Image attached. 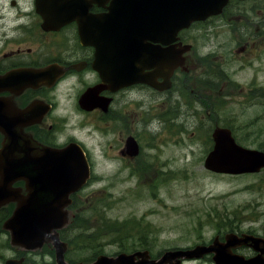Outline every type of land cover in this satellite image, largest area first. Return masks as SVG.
<instances>
[{
  "label": "rangeland",
  "instance_id": "1",
  "mask_svg": "<svg viewBox=\"0 0 264 264\" xmlns=\"http://www.w3.org/2000/svg\"><path fill=\"white\" fill-rule=\"evenodd\" d=\"M240 5L241 21L231 19L237 35L227 25L237 14L233 3L228 16L186 34L196 42L195 71L176 76L169 93L140 95V119H128L137 155L121 157L129 139L118 123L105 128L77 116L59 120L58 143L83 142L92 161V181L76 195L78 228L104 214L100 234L113 245L107 253L149 251L158 260L168 250L200 246L235 229L264 228V171L226 175L205 168L217 126L232 129L242 146L264 151V39L245 29V19L259 22L261 6L264 19V0ZM66 93L60 92L64 117L71 105L62 100Z\"/></svg>",
  "mask_w": 264,
  "mask_h": 264
},
{
  "label": "flooded vegetation",
  "instance_id": "2",
  "mask_svg": "<svg viewBox=\"0 0 264 264\" xmlns=\"http://www.w3.org/2000/svg\"><path fill=\"white\" fill-rule=\"evenodd\" d=\"M259 1L263 0H231L225 8L222 15L228 16V8L233 3L234 6L236 5L237 14H233L231 18L228 16L227 22L235 35L239 28L231 19L241 21L243 9L240 4ZM110 7L111 1L101 5L94 3L89 6L85 4V15L90 18L92 16H107ZM70 8L73 12L76 11L74 0H0V79L10 78L7 90L0 92V100L5 105L3 114L7 119L14 120L15 128L18 127L16 129H20L26 136H31L45 147L61 149L69 144L78 143L85 150L92 166L89 149L83 142L71 140L65 144L58 143L57 133L60 130V119H67L68 115L77 116L85 121L94 119L93 121L104 124L105 128H108L109 124L118 123L120 126L117 125V129L121 136L125 135L126 140L135 139L137 135L135 127L128 119H140L138 111L141 106L140 95H145L146 92L155 96L162 95L169 93L172 88L168 91H158L147 84H135L117 91L109 88V84L103 82L98 68H101L102 72L108 73L116 63L124 65L126 61L125 59L120 61L116 58L109 59L108 56H118V53L107 52L106 34L98 39L99 37L94 36V33L99 31L97 29L91 30L92 39L88 40L87 44L81 37L78 20L67 22L72 15L69 13ZM254 8L251 7L249 11L253 13ZM260 8L257 11L260 17L259 22L255 23L247 18L245 19V29L250 31L252 37L263 40V7ZM245 11L248 12V10ZM75 13L76 15L73 14V16L76 18L82 15L80 11ZM207 21L194 22L179 32L176 42L161 45V50L170 53L172 52L170 48H174L176 53L182 51L179 58L183 60V66L179 67L172 75V87L175 84L176 76L187 77L197 69L195 66L197 61L193 53L196 42L186 34ZM246 40L248 41V39ZM95 42H99L102 46L101 54H98ZM149 44L152 50L157 51V44L154 41H149ZM256 46V43H253V48ZM246 49L243 47L239 52H246ZM140 61H137L138 66ZM149 61L153 63V58L150 57ZM150 62L152 68L145 69L144 73L158 84L163 83L164 79L156 77V68ZM186 86L183 85V87ZM61 90L62 92L68 90V93L62 94V100L65 99L71 104L65 105L66 109L63 107L67 113L66 117L60 113ZM89 91L95 93L91 94L92 97L88 103L82 105L81 101ZM183 91L180 89V92ZM16 119H18V126H16ZM20 119H23V122ZM3 140L4 136L0 132V149ZM127 143L123 141L120 155L132 158L127 151ZM130 164L128 163L126 166ZM3 183L0 179V185ZM6 192L10 195L6 197L9 200H3L0 203V264H94L100 257L116 259L125 253H107V247L113 245L103 243L104 238L100 234L104 214L91 215L90 219L93 223L78 228L77 220L81 213L75 209L77 207L76 195L71 196L72 204L67 208L69 211L68 223L64 228L46 236L42 235V238L27 235L21 239L20 244L15 243L13 234L17 232L18 227L16 221L12 222L11 220L18 208V202L14 199L18 198L22 202L28 199L26 182L18 181ZM9 221H11L10 227L7 228L6 223ZM232 233L240 237L245 234L250 238L248 239L250 244L231 249L233 256L243 257L249 264H264V228L261 230L249 229L247 232H238L235 229ZM227 234L218 235L215 239L218 237L219 243L224 244ZM214 241L200 245L211 246ZM191 248L194 247L184 249ZM214 256L215 254L211 253L200 259H183L181 264H217ZM150 258L152 259L151 255ZM139 260V258L135 259L136 262Z\"/></svg>",
  "mask_w": 264,
  "mask_h": 264
},
{
  "label": "water",
  "instance_id": "3",
  "mask_svg": "<svg viewBox=\"0 0 264 264\" xmlns=\"http://www.w3.org/2000/svg\"><path fill=\"white\" fill-rule=\"evenodd\" d=\"M111 1L110 12L106 16L85 15L84 5L103 4ZM230 0H74L76 11L82 12L78 18L76 11L67 22L78 20L82 39L88 44L91 30H99L94 36L101 39L103 30H108V51L118 56L109 59H125L126 63H116L108 73L98 68L103 82L117 91L135 84H147L158 91L172 88L171 77L183 66L179 58L182 53L161 50L160 44L169 45L177 40L180 31L197 21L220 15ZM244 1V0H240ZM84 3V4H83ZM81 4V6H80ZM80 6V7H79ZM73 16V17H72ZM96 37V38H97ZM149 41L158 44L157 51L152 50ZM98 54L102 46L95 42ZM106 44V43H105ZM187 51L189 49L186 47ZM168 50V49H167ZM153 58V63L149 58ZM99 58L101 56L99 55ZM141 60V61H140ZM156 60V65L154 62ZM139 62V66L138 63ZM156 68V77L164 82L158 84L145 74V69ZM144 64V65H143ZM45 75V74H44ZM42 78V76H39ZM46 79V77H45ZM10 78L0 79V92L7 90ZM95 93V92H93ZM92 92H87L82 105L91 100ZM4 103L0 100V132L4 136L0 149V203L9 200L6 190L18 181H25L28 199L16 198L18 208L13 219L17 223V232L13 234L15 243L20 244L22 238L29 236H46L61 230L68 223V207L72 204L71 196L81 191L91 179L90 164L83 148L72 143L56 149L40 145L31 136H26L14 126V120L6 118ZM23 122V119H20ZM18 126V119H16ZM213 150L205 160V168L217 174L243 175L260 173L264 170V152L239 145L229 128L217 126L213 131ZM127 149L131 156L139 152L138 144L129 139ZM6 227H10V223ZM247 235L242 237L230 233L226 242L219 243L217 237L211 246H196L190 250H170L159 260H152L149 252L121 254L116 259L100 257L94 264H181L183 259H200L206 254L214 253L217 264H249L243 257L232 255L231 249L250 244ZM139 258V262L135 259ZM256 264V263H254Z\"/></svg>",
  "mask_w": 264,
  "mask_h": 264
}]
</instances>
